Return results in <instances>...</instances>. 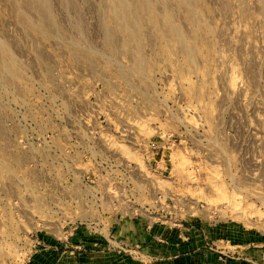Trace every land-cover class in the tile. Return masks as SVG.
Wrapping results in <instances>:
<instances>
[{
  "label": "rangeland",
  "instance_id": "rangeland-1",
  "mask_svg": "<svg viewBox=\"0 0 264 264\" xmlns=\"http://www.w3.org/2000/svg\"><path fill=\"white\" fill-rule=\"evenodd\" d=\"M15 1L0 264H47L52 239L110 221L200 224L225 264H264V0H121L124 25L115 0H45L46 20Z\"/></svg>",
  "mask_w": 264,
  "mask_h": 264
},
{
  "label": "crops",
  "instance_id": "crops-1",
  "mask_svg": "<svg viewBox=\"0 0 264 264\" xmlns=\"http://www.w3.org/2000/svg\"><path fill=\"white\" fill-rule=\"evenodd\" d=\"M124 224L108 222L91 231L74 227L62 239L54 238L47 264H225L214 251L200 224L182 222V228L153 225L148 230L124 229ZM143 232V233H142ZM130 247L133 251L124 250ZM37 256V263L41 262ZM59 260V262H58Z\"/></svg>",
  "mask_w": 264,
  "mask_h": 264
},
{
  "label": "bare ground",
  "instance_id": "bare-ground-1",
  "mask_svg": "<svg viewBox=\"0 0 264 264\" xmlns=\"http://www.w3.org/2000/svg\"><path fill=\"white\" fill-rule=\"evenodd\" d=\"M15 1V0H14ZM135 3H137L139 6H143L141 0H134ZM16 2V1H15ZM128 2V1H126ZM18 4V2H16ZM115 6L118 7V10L117 12H120L119 15L118 14H113V18L114 20L116 21H119L120 23H122V25L125 24V21L123 20V15L121 14V12L123 11L122 9L125 7V5L123 6L121 0H115L114 2ZM16 6V4H14ZM128 5V4H127ZM136 6V5H135ZM18 7V6H17ZM144 8V7H143ZM24 9H27L29 11H33L35 12L36 14L39 15V18L38 19H41V20H46L49 16V13H48V4L45 0H25V3H24ZM18 10V9H17ZM21 11V9H20ZM18 12V11H17ZM23 13V11H21ZM125 12V11H124ZM18 14H21V13H18ZM25 14V12H24ZM123 16V17H122ZM20 17V16H19ZM23 17V16H22ZM112 18V19H113ZM36 19V18H35ZM31 21V20H30ZM29 22V21H28ZM31 23V22H29ZM127 28V26H126ZM1 46V45H0Z\"/></svg>",
  "mask_w": 264,
  "mask_h": 264
}]
</instances>
